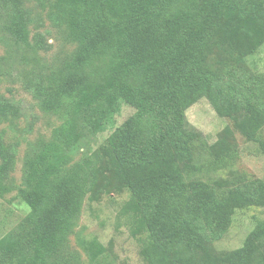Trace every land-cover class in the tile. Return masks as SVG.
I'll return each mask as SVG.
<instances>
[{"label": "rangeland", "instance_id": "obj_1", "mask_svg": "<svg viewBox=\"0 0 264 264\" xmlns=\"http://www.w3.org/2000/svg\"><path fill=\"white\" fill-rule=\"evenodd\" d=\"M222 1L227 8L217 0H197L207 13L218 8L199 61L210 89L198 94L183 113L185 128L198 132L224 163L184 180L208 183L217 198L241 192L258 199L264 197V152L257 142L245 141L232 123L242 122L244 105L252 103L260 113L259 138L264 142V0ZM183 5L184 0H166L154 14L172 16ZM94 11H99L94 5L72 0H19L18 5L0 0V101L6 107L0 114V136L14 156L13 167L1 181L0 264H149L143 247L148 244L144 219L151 203L141 206L121 188L102 155L137 110L116 95L107 102L95 94L96 89L109 91L108 77L121 54V13L109 17L116 47L97 48L80 68L74 66L81 30ZM19 17L24 41L12 33ZM38 34L42 46L36 42ZM72 73L88 77L87 92L64 100L55 111L43 110L36 86H54ZM141 75L131 73L128 82L138 83ZM159 125L152 115L143 116L144 137ZM46 145L55 146L47 158L53 175L79 185L83 196L78 214L56 234L54 246L45 248L35 226L36 212L22 201V191L29 189V164ZM209 160L195 149L197 165ZM189 220L201 245L173 247L177 258L189 264H264V238L256 243L250 238L264 222V205L235 209L220 232L204 219Z\"/></svg>", "mask_w": 264, "mask_h": 264}, {"label": "trees", "instance_id": "obj_2", "mask_svg": "<svg viewBox=\"0 0 264 264\" xmlns=\"http://www.w3.org/2000/svg\"><path fill=\"white\" fill-rule=\"evenodd\" d=\"M6 1L19 3V0ZM72 1L85 7L94 5L99 10L94 11L92 21L81 30L76 69L97 48L109 51L116 47L109 17L121 13V54L110 79L108 77L109 91L96 89L95 94L107 102L116 95L137 112L120 126L103 147L102 155L114 168L121 188L141 206L151 203L144 219L148 244L143 247V254L148 263L189 264L177 258L172 249L179 244L201 245L200 235L189 219H204L206 225L212 224L220 232L228 227L235 209L264 205V197L253 199L241 192H230L217 198L208 183L184 180L185 176L215 171L224 163V157L215 155L198 132L185 128L183 113L198 94L209 93L210 81L199 61H202L201 49L207 31L218 16V8L207 13L204 7L198 8L197 0H184L183 8L175 15L157 18L154 10L162 7L166 0ZM217 1L228 7L222 0ZM23 23L19 17L12 28L13 35L21 41L26 40ZM37 37L38 46H42L41 35ZM133 72L142 74L138 83L128 82ZM87 80L86 75L72 73L54 86H36L41 108L55 111L64 100L87 92ZM5 110L0 101V114ZM243 112L244 120L233 121V128L245 141L257 142L264 152V142L259 138V111L252 103H247ZM146 115H152L160 123L147 138L140 126ZM53 148L54 145L43 146V153L29 164V189L22 191V201L36 212L35 226L41 241L47 244L45 248L48 244L54 246L56 234L78 214L83 196L79 185L53 175L47 164ZM196 148L210 157L204 165L195 163ZM13 163V153L0 136V195L5 191L1 181ZM250 238L255 243L264 238V222L251 232Z\"/></svg>", "mask_w": 264, "mask_h": 264}]
</instances>
